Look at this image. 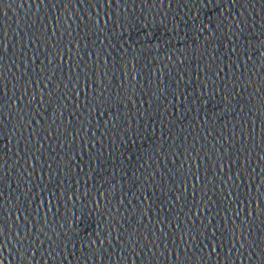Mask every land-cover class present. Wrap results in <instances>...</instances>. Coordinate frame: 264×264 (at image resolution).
<instances>
[{
  "label": "water",
  "instance_id": "water-1",
  "mask_svg": "<svg viewBox=\"0 0 264 264\" xmlns=\"http://www.w3.org/2000/svg\"><path fill=\"white\" fill-rule=\"evenodd\" d=\"M0 264H264V0H0Z\"/></svg>",
  "mask_w": 264,
  "mask_h": 264
}]
</instances>
